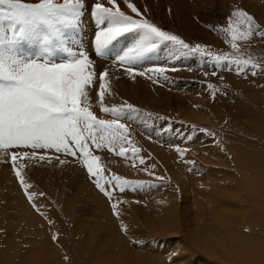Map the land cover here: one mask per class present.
Masks as SVG:
<instances>
[{
  "label": "rangeland",
  "instance_id": "obj_1",
  "mask_svg": "<svg viewBox=\"0 0 264 264\" xmlns=\"http://www.w3.org/2000/svg\"><path fill=\"white\" fill-rule=\"evenodd\" d=\"M181 1L129 0L145 18L174 35L179 30V24L172 22L170 14L172 8L183 5L182 8L187 11L190 6L189 11L192 8L193 17L200 16V10L204 11L207 16L195 20L192 27L193 32L182 29L177 36L192 47L201 44L215 54L232 52L230 45L225 42L226 35L218 29L227 26L231 12L236 8L252 15L264 28V0H201L202 4L200 0ZM192 1L194 5H191ZM96 2L98 0H85L88 10L85 11L81 23L84 27L90 15V8ZM101 3H106L107 6V0H102ZM116 3L125 14L138 18L127 8L125 0H116ZM91 18L90 15L89 20ZM87 28L89 27L86 26L85 30ZM86 32L79 30L78 39L80 38L85 50L92 56L97 72L103 70L109 72L108 80L112 94L106 95V105L119 106L126 101L139 110L138 113L133 114L132 119L126 115L121 120L129 128L130 139L141 149L138 157L133 159L129 152L128 158L125 159L109 153L107 149L93 148V152L99 155L101 160L107 159L106 163L110 162L114 156L117 158L114 161L123 162L113 171H108L105 167V175H118L130 181L133 186L125 189L124 192L118 189L113 192L114 200L124 203L119 205L120 219L117 220L112 215L107 197L99 192L88 177L86 170L71 156H60V159L68 161L64 165H60L55 159L57 155L55 153L47 154L52 158L51 163L38 159L18 160V164L28 165L24 172L27 180L33 185L30 192L36 193L34 199L40 211L43 212L42 208L46 207L48 213L45 215L54 222L49 225L43 216L30 207L32 213L24 216L26 221H22V226L14 217L16 201L13 199L12 189L8 187L9 184L13 187V181L17 186L19 184L12 171L10 158L2 157L3 162H0V174H2L0 175L2 180L0 181L2 185L0 186V264L7 262V259H9L8 264H24L21 262L23 256L28 255L32 258L36 256L37 253L32 252L33 250H37L38 255L42 253L39 255L41 260L38 259V255L37 259L33 258L34 264H37L38 260H40L38 264H93L91 263L92 257H90L93 248L89 250L85 248L88 245L84 246L86 235L87 239L91 235L99 240L103 238L97 237V232L100 236L108 234L112 236L108 228L97 230L91 219L89 222L92 224L87 226V218L92 217L90 206L95 205L101 209L108 207L111 210L112 219L119 222L116 226L118 230L121 222L126 225L127 234L120 231L124 240L120 238L122 243L126 240L130 241L125 248L127 250L129 248V252L124 260H128L129 264H140L144 258L146 261L150 258L151 261L149 259L148 261L151 264H170V260L171 264H264V239H261L264 238V38L253 35L247 42H237L240 47L239 54L245 59L251 57L259 65V68L255 70V75H252L251 68L240 75H237L234 66L216 68L207 57H201L199 54L179 56L174 46L170 43L163 44L140 67L175 66L180 70L167 73L169 77L167 81L160 80V83H153L140 76H137L135 80L130 79L122 68L113 60H109V56L96 57L91 46L96 30L94 28L93 35L91 31L86 30ZM90 38L93 40L90 41ZM136 38L134 34H127L118 41L114 51L120 53L131 46ZM213 71L216 75H212ZM209 84L213 86V89H209ZM213 90H215L214 98L211 94ZM93 104L92 110L99 118L112 119L110 115L99 112L98 106L95 105L94 93ZM142 139L153 145L156 144L154 145L156 148L147 149ZM176 147L187 149L183 159L175 151ZM11 151L31 150L13 149ZM40 154L44 153L41 151ZM141 158L144 160L143 164L140 163ZM104 162L101 163L105 164ZM133 163L135 167L132 166ZM244 167L248 175L247 180L241 184L239 169ZM156 177H162V179L157 180ZM231 180L237 184L240 182L241 185L234 190L227 186ZM249 183L254 187L253 190L249 188ZM137 184L143 186L137 187ZM19 192L21 194L16 195L17 198L23 195L22 190ZM40 193H43V196ZM226 208H229L228 211ZM50 212L53 217L48 215ZM88 213L89 217L86 216V220L82 218L83 214ZM37 219L41 223L38 225L39 229L37 226L30 227L31 220L37 222ZM80 220H85V222ZM109 220H111L110 217H108ZM171 222V226L169 224L168 226L167 223ZM236 222L243 226H235ZM87 227L90 232L86 230ZM17 229L18 231H15ZM20 232H25L22 241ZM41 232L44 234L42 235ZM53 232L58 233V243H54L51 239ZM141 233L147 234V237L144 238V234ZM251 233H253L252 236ZM40 234L41 236H38ZM246 235L247 238H244ZM237 236L241 237L237 238ZM73 237L75 243L72 241ZM232 237L238 239L240 244L237 243L235 248L232 247L234 244L231 246L228 241ZM60 239L65 241H60ZM204 239L208 240L206 243L210 245L205 243L206 246ZM41 241H44V244ZM257 241L259 244H255L256 248L254 243ZM48 242L51 243L50 246L46 244ZM201 243L203 247H206L205 250L200 248ZM250 244L253 247L252 250L249 249ZM208 246L212 248H207ZM50 247H53L52 250L56 247L58 253L60 252L59 255L57 251L52 252ZM80 249H84V258L79 254ZM206 249L210 251L206 252ZM5 250L9 251V257ZM33 253L35 254L32 255ZM3 254L7 257H2ZM44 255L47 258L43 257ZM65 256L68 260H65ZM135 256L139 261L135 259ZM52 258L58 262L55 263Z\"/></svg>",
  "mask_w": 264,
  "mask_h": 264
},
{
  "label": "snow or ice",
  "instance_id": "obj_2",
  "mask_svg": "<svg viewBox=\"0 0 264 264\" xmlns=\"http://www.w3.org/2000/svg\"><path fill=\"white\" fill-rule=\"evenodd\" d=\"M125 4L138 18L125 14L116 0H107L110 7L101 2L91 6L90 15L97 27L91 46L96 57L104 58L116 42L134 34L135 42L115 56V63L130 79L140 76L159 83L169 79L167 73L179 71L175 66L140 67L166 43L174 46L179 56L199 54L216 68L234 66L237 75L251 68L252 75L256 74L259 65L251 57L245 59L239 54L237 42H247L253 35L264 38V28L246 11L236 8L227 26L218 29L226 35L225 42L232 52L215 54L201 44L192 47L177 35L162 30L129 0ZM87 10L85 0H0V162L4 156L10 158L24 197L49 225L54 222L40 211L34 199L36 193L30 192L33 185L24 172L28 165L18 164V160L51 163L47 154L55 153V159L64 165L68 161L60 156H71L107 197L112 215L119 220V205L123 201L114 200L113 192H124L133 185L118 175H105L101 157L94 154L93 148L107 149L125 159L129 152L135 159L141 151L130 139L128 126L121 122L126 115L132 119L139 110L126 101L119 106L106 105V95L112 94L109 72H97L92 56L78 39ZM208 87L213 89L211 84ZM93 93L99 112L112 119L99 118L92 110ZM211 94L214 98L215 90ZM175 151L183 159L187 149L176 147ZM140 163H144L142 158ZM120 231L127 234L123 222ZM51 239L58 243V233L53 232Z\"/></svg>",
  "mask_w": 264,
  "mask_h": 264
},
{
  "label": "bare ground",
  "instance_id": "obj_3",
  "mask_svg": "<svg viewBox=\"0 0 264 264\" xmlns=\"http://www.w3.org/2000/svg\"><path fill=\"white\" fill-rule=\"evenodd\" d=\"M153 1V0H152ZM181 1V0H180ZM188 1V0H187ZM98 2H102V0H98ZM182 3H183V1H181ZM258 2V1H257ZM93 3V2H92ZM200 3H201V0H200ZM106 4V3H105ZM174 4V3H173ZM202 4V3H201ZM258 4V3H257ZM261 4H263V3H261ZM185 5V4H184ZM191 5H194L193 4V1H192V3H191ZM211 5V4H210ZM260 5V4H259ZM106 6V5H105ZM108 6V5H107ZM154 6H155V4H154ZM173 6V5H172ZM175 6V5H174ZM173 6V7H174ZM182 6L183 5H177V6H175L174 8H172V11H171V19H172V22L173 23H177V24H179L180 25V27H179V25H178V31H176V35H178L179 34V32H180V30H182V29H186V30H184V31H188V32H193L192 31V27H193V24H194V22H195V20H197L198 18H200V19H203V18H205V16H207L206 15V13H204V11H202V10H200L199 11V13L201 12V14H200V16L199 15H197V16H195V17H193V15H194V13L192 12V8H191V11H189V9H190V6H189V9L187 10V11H185V8H182ZM201 6V5H200ZM263 6V5H262ZM185 7V6H184ZM156 8V7H155ZM257 10V9H256ZM262 11V10H261ZM260 11V12H261ZM255 12V11H254ZM259 12V11H258ZM198 13V12H197ZM196 13V14H197ZM257 14V13H256ZM262 14V13H261ZM89 18H90V15L88 16V21L85 23V27H84V25L82 24V25H80V29L79 30H83V31H85V33H87L86 32V30H88V31H91V33H92V35H93V33H94V27H95V22H94V20L91 18L90 20H89ZM162 21V20H161ZM160 21V22H161ZM82 22H83V17H82ZM163 22H165V21H163ZM86 26H88L89 28H87L86 30H85V28H86ZM173 26H171V28H172ZM194 29V28H193ZM209 31V30H208ZM81 33V32H80ZM175 33V32H174ZM185 33V32H184ZM79 34V33H78ZM187 34V33H186ZM185 34V35H186ZM193 34V33H192ZM85 36V35H84ZM83 36V37H84ZM187 36H188V38H190L189 37V35L187 34ZM82 37V38H83ZM215 37V36H214ZM81 38V39H82ZM80 39V38H79ZM83 40V39H82ZM93 39L92 38H90V41H92ZM187 40V39H186ZM188 41V40H187ZM116 44H118V42H116L115 43V45H114V47H117V45ZM114 47L112 48V50H111V52H110V54L108 55L109 56V60H113V62L115 63V56L117 55V53L118 52H116V51H114ZM120 50V49H119ZM164 51V50H163ZM108 56H106V57H108ZM99 59V58H98ZM165 62V61H164ZM160 83V82H159ZM151 91V90H150ZM157 93V92H156ZM157 97V96H156ZM158 99V98H157ZM170 100V99H169ZM141 138V137H140ZM143 140V145H144V147H146L147 149H153V148H156V146H154V145H156V144H152L151 142H147V140H144V139H142ZM154 142V141H153ZM155 143V142H154ZM142 145V146H143ZM159 148V147H158ZM156 150V149H155ZM104 155V154H103ZM106 155V154H105ZM112 155V154H111ZM111 157V156H110ZM110 157H109V159H110ZM116 157L114 156L113 157V159L112 160H110V162H107L106 163V160L107 159H102L101 160V162L102 161H105L104 163L105 164H102L103 165V167L105 168L106 167V170H108V171H113V169L114 168H116L118 165L120 166V164H122L123 162H121L120 161V163H117L116 162V160L114 161V159H115ZM117 159V158H116ZM108 161V160H107ZM123 166V165H122ZM239 172H240V182H241V184L244 182V181H246L247 180V175H248V171H247V169L244 167V168H241V169H239ZM213 173V172H212ZM0 175H2V174H0ZM137 175V174H136ZM133 176V175H132ZM227 176V175H226ZM232 178H233V176H232ZM2 179H4V178H2ZM0 181L2 182V180H1V178H0ZM29 182V181H28ZM226 182V181H225ZM240 182H239V184H237L235 181H233V180H231L230 182H228V184H227V186H229V187H231V188H236V187H238V185H241L240 184ZM29 183H31V182H29ZM213 183H215V184H217L216 182H213ZM220 184V183H219ZM219 184H217V185H219ZM10 185V184H9ZM8 185V187L10 188V189H12V194H13V199L16 201L15 203H14V205H15V209H14V217H16L17 219V223H18V221L21 223V225L23 224V222L22 221H26V220H24L25 219V217L27 216V214H29L30 213V215H31V213H32V211H31V206L29 205V203L27 202V200H25L26 198L24 197V195H22V196H19L18 198L16 197V195H20L21 193L19 192V191H21V189H20V187L19 186H17V184H15L14 183V181L12 182V186L13 187H10ZM221 185V184H220ZM256 185V184H255ZM1 187H2V185H0ZM4 186V185H3ZM35 187H36V185H34ZM216 186V185H215ZM217 187V186H216ZM256 187H258V186H256ZM17 188H19V189H17ZM249 188H251L252 190H253V186H252V184L251 183H249ZM46 189V188H45ZM257 189V188H256ZM235 190V189H234ZM258 190H260V189H258ZM232 191V190H231ZM250 192V191H249ZM127 193V192H126ZM231 193V192H230ZM234 193V192H233ZM256 193V192H255ZM128 194V193H127ZM238 194V193H237ZM236 194V195H237ZM252 194V193H251ZM257 194V193H256ZM95 195V194H94ZM231 195V194H230ZM229 195V196H230ZM233 196V195H232ZM121 197V196H120ZM243 197V196H242ZM97 198V197H96ZM37 199V198H36ZM42 199V198H41ZM95 199V198H94ZM98 199V198H97ZM96 200V199H95ZM36 201H38V200H36ZM210 201V200H209ZM92 202V201H91ZM99 203H101L100 201H99ZM229 203V202H228ZM246 203V202H245ZM124 204V203H123ZM255 204V203H254ZM42 206V205H41ZM223 206V205H222ZM240 206V205H239ZM259 206V205H258ZM264 206V205H263ZM42 207H44V205L42 206ZM41 207V208H42ZM105 207V206H104ZM126 207V206H125ZM220 207V206H219ZM218 207V208H219ZM224 207V206H223ZM225 207H226V205H225ZM236 207V206H235ZM46 208V207H45ZM45 208H42V211H43V213L44 214H46V213H48V210L47 209H45ZM243 208V207H242ZM241 208V209H242ZM223 210H225V208H222ZM228 209L229 208H226V210L228 211ZM199 210V209H198ZM240 210V209H239ZM50 211V210H49ZM89 211V210H88ZM90 211H91V218L89 217V216H87V215H89V213L88 214H83L82 215V218H84L85 220H86V216L87 217H89V218H87V221H88V223H87V226H90V224H92V223H90L89 222V219H91V220H93L94 221V224H95V226L94 225H92V227L94 226L95 228H97V230L98 229H105V228H108V230L110 231V232H112V236L110 235V234H108V235H99V234H97L96 233V236L97 237H102L103 238V240H99L98 238H96V237H93V236H89L88 237V239H87V235H86V239H84V242H85V245L84 246H86V245H88L87 247H85V248H89V250H90V248H93V251H91L92 252V254L90 253V257H92L91 259V263H93V264H126V263H128L129 264V262H128V260H126V261H124L125 260V258H126V254H128V252H129V248H128V250L127 249H125L126 248V245H129L128 243L130 242L129 240H126L125 242H121V238H122V235L120 234V229L118 230L117 229V225L119 224V222L117 223L116 222V220H114L115 219V217H114V219H112V217H111V215H110V213H111V210L107 207V208H104V209H101L100 207H97V205H95V206H90ZM89 211V212H90ZM128 211H129V209H128ZM231 211V210H230ZM239 212V211H238ZM241 212V211H240ZM224 213H226V212H224ZM126 214H127V211H126ZM226 214H229V213H226ZM231 214V213H230ZM240 214V213H239ZM49 216H52L53 217V214H52V212H50L49 214H48ZM128 215V214H127ZM25 216V217H24ZM223 216V215H222ZM227 216V215H226ZM253 216V215H252ZM105 217V218H104ZM108 217H110L111 218V220L113 221H111V220H109L110 222H112V224L108 221ZM225 217V216H224ZM30 218V217H29ZM32 218V217H31ZM30 218V219H31ZM231 218V217H230ZM105 219V220H104ZM228 219V218H227ZM232 219H234V218H232ZM28 220V219H27ZM33 220H34V217H33ZM33 220H31V222L32 223H30V227H33V226H37L38 227V225H40L41 223H39V220L37 221V222H34ZM85 220H80V221H83V222H85ZM176 220V219H175ZM174 220V221H175ZM205 220V219H204ZM203 220V221H204ZM28 221H30V220H28ZM35 221H36V219H35ZM42 221V220H41ZM72 221V220H71ZM164 221V220H163ZM169 221V220H168ZM173 221V222H174ZM237 221V220H236ZM225 222V221H224ZM229 222H231V221H229ZM228 222V223H229ZM251 222H253V221H251ZM15 223H16V221H15ZM26 223H29V222H26ZM115 223H116V225H115ZM201 223V222H200ZM237 223V222H236ZM235 223V224H236ZM260 223V222H259ZM24 224H25V222H24ZM170 225V224H172V222L171 223H167V225ZM197 224V223H196ZM241 224V223H240ZM239 223H237L235 226H237V225H240ZM251 224V223H250ZM258 224V223H257ZM168 225V226H169ZM194 225V224H193ZM203 225V224H202ZM23 226V225H22ZM77 226V225H76ZM75 226V227H76ZM171 226V225H170ZM222 226V225H221ZM240 226H243V225H240ZM21 227V226H20ZM260 227V226H259ZM78 228V227H77ZM243 228V227H242ZM257 228H258V225H257ZM37 229H39V227L37 228ZM41 230V229H40ZM39 230V231H40ZM48 230H49V228H48ZM48 230H46V231H48ZM88 232H90L89 231V228L87 227V229H86ZM96 230V231H97ZM15 231H18V229L17 230H15ZM38 231V232H39ZM215 231V230H214ZM222 231V230H221ZM227 231V230H226ZM231 231V230H230ZM76 232H78V231H76ZM80 232H81V230H80ZM94 232V231H93ZM233 232V231H232ZM17 233V232H16ZM47 233H49V232H47ZM46 233V234H47ZM92 233V232H91ZM198 233H199V231H198ZM226 233V232H225ZM234 233V232H233ZM253 233H255V232H253ZM253 233H251V236H252V234ZM257 233V232H256ZM258 233H259V231H258ZM257 233V234H258ZM12 234V233H11ZM24 234H25V232H20V238H21V241H22V238L24 237ZM41 234L43 235L44 233L43 232H41ZM41 234L40 235H38V236H41ZM50 234V233H49ZM93 234V233H92ZM141 234H144V238H146L147 236V234H145V233H141ZM140 234V235H141ZM197 234V233H196ZM235 234V233H234ZM237 235H238V233H236ZM259 234H262L261 232L259 233ZM23 235V236H22ZM130 235V234H129ZM230 235V234H229ZM232 235V234H231ZM240 235V234H239ZM18 236V235H17ZM83 236H84V234H83ZM198 236V235H197ZM212 236H214L213 234H212ZM216 236V235H215ZM233 236V235H232ZM236 236V235H235ZM256 236V235H255ZM43 237H45V236H43ZM113 237V238H112ZM121 237V238H120ZM131 237V236H130ZM200 237V236H199ZM223 237H224V235H223ZM241 236H237V238H240ZM247 238V235L246 236H244V238ZM26 238V240H28V238L27 237H25ZM40 238H42V237H40ZM124 238V237H123ZM122 238V240H124ZM158 238H159V236H158ZM197 238V237H196ZM204 238V237H203ZM212 238H214V237H212ZM216 238V237H215ZM234 238V239H233ZM243 238V239H244ZM253 238V237H252ZM94 239H95V243H93V241H94ZM149 239V238H148ZM147 239V240H148ZM200 239V238H199ZM199 239H196V240H198L199 241ZM206 239H208V238H206ZM209 239H211L210 237H209ZM220 238H218V240H219ZM235 237H232V239L230 240V239H228V241L231 243V246H232V244H234L232 247L233 248H235V245L238 243L239 244V242H238V239H236V242H234L235 241ZM256 239H257V237H256ZM261 239H264V238H261ZM8 240V239H7ZM47 240V239H46ZM45 240V241H46ZM64 240V239H63ZM63 240H61L60 239V241H63ZM147 240H145V241H147ZM151 240V239H150ZM215 240V239H214ZM222 240V239H221ZM258 240V239H257ZM21 241H19V242H21ZM50 241V240H49ZM65 241V240H64ZM66 241H67V239H66ZM72 241H73V243H75V241H74V237H73V239H72ZM81 241V240H80ZM208 241V240H207ZM205 239H204V244L207 242ZM223 241V240H222ZM221 241V243H223ZM244 241V240H243ZM13 242V241H12ZM41 242H43V244H44V241H41ZM40 242V243H41ZM144 242V241H143ZM226 242V241H225ZM245 242H246V240H245ZM254 242V241H253ZM62 243V242H61ZM77 243V242H76ZM81 243H82V241H81ZM80 243V244H81ZM202 243H203V241H202ZM202 243H201V245L200 246H202V247H200V246H198V247H200L201 249L202 248H204V250H205V248L206 247H203V245H202ZM240 243H242V242H240ZM258 243V241L257 242H255L254 243V246H256V248H257V245H255V244H257ZM263 243V242H262ZM10 244H11V242H10ZM15 244V243H14ZM19 244V243H18ZM42 244V243H41ZM41 244H39L41 247H42V245ZM47 245L49 244V246H50V244L51 243H46ZM63 244H65L64 242H63ZM145 244V243H144ZM144 244H142V245H144ZM148 244V243H147ZM207 245L209 244L210 245V243H206ZM205 244V245H206ZM217 244V243H216ZM226 244V243H225ZM251 244H252V242H251ZM250 244V245H251ZM259 244V243H258ZM35 245V244H34ZM38 245V244H37ZM199 245V244H198ZM204 245V246H205ZM206 245V246H207ZM214 245V244H213ZM212 245V246H213ZM240 245V244H239ZM263 245V244H262ZM16 246V245H15ZM19 246H20V244H19ZM48 246V247H49ZM65 246V245H64ZM83 246V245H82ZM149 246V245H148ZM11 247V246H10ZM67 247V246H66ZM69 248H70V246H68ZM67 247V248H68ZM143 247H145V246H143ZM150 247V246H149ZM197 247V248H198ZM209 247H211V246H208L207 248H209ZM249 247V246H248ZM262 247V246H261ZM37 249H38V247H36ZM35 248V249H36ZM43 248V247H42ZM51 248V247H50ZM53 248V247H52ZM52 248H51V250H52ZM68 248V249H69ZM212 248V247H211ZM210 248V249H211ZM243 248V247H242ZM251 248H253L252 247V245H251V247L249 248L250 250H252ZM4 249V248H3ZM18 249V248H17ZM45 249V248H44ZM43 249V250H44ZM55 249V250H54ZM54 249L52 250V252H55V251H57L56 250V247H54ZM210 249H206V252H208V250L210 251ZM226 249V248H225ZM240 248H238V250H239ZM244 249V248H243ZM20 250V249H19ZM33 249H31V251H32ZM40 250V249H39ZM42 250V249H41ZM46 250V249H45ZM92 250V249H91ZM211 250H213V249H211ZM214 250H215V248H214ZM224 250V249H223ZM222 250V251H223ZM245 250V249H244ZM254 250V249H253ZM258 250V249H257ZM6 251V250H5ZM17 251V250H16ZM30 251V250H29ZM29 251H27L28 253H30ZM37 251V250H36ZM36 251H32V252H35V253H37L36 254V256L38 255V251L36 252ZM73 251V250H72ZM84 251V249H80L79 250V254L81 255V257L82 258H84V256H85V252H83ZM88 251V250H87ZM86 251V252H87ZM254 251H256V250H254ZM253 251V252H254ZM259 252H261V251H263L262 250V248H261V251L260 250H258ZM7 252V251H6ZM9 252V251H8ZM8 252L6 253L7 254V256H8ZM11 252V251H10ZM25 252V251H24ZM138 252V251H137ZM240 252V251H239ZM249 252V251H248ZM247 252V255L250 253H248ZM264 252V251H263ZM35 253H33L32 255H34ZM56 253V252H55ZM57 253H58V251H57ZM60 253V252H59ZM59 253L57 254V255H59ZM243 253V252H242ZM6 254H3V256L2 257H4V258H6L7 256H4V255H6ZM40 254H42V253H39V255ZM46 254V253H45ZM130 254H132L131 252H130ZM150 254H151V252H150ZM204 254V253H203ZM37 256L38 257V259H40L41 260V256ZM148 255V254H147ZM213 255V254H212ZM36 256L34 255V257H35V259H37L36 258ZM138 256V255H137ZM140 256V255H139ZM214 256V255H213ZM221 256V255H220ZM253 256H255V255H253ZM9 257V256H8ZM33 257V258H34ZM43 257H46V255H44ZM144 257V256H143ZM212 257V256H211ZM227 257V256H226ZM262 257V256H261ZM17 258H19V257H17ZM20 258H22V257H20ZM24 258V259H23ZM23 258H22V260H21V262H23L24 264H34V259L32 258V256L30 257H28V255H25V256H23ZM47 258V257H46ZM55 258V257H54ZM54 258H52V260L54 259ZM131 258V257H130ZM140 258V257H139ZM245 258H248V257H246L245 256ZM33 259V260H32ZM44 259V258H43ZM49 259V258H48ZM135 259H137V257L135 256ZM148 259H149V261H151L150 260V258H147V261L145 260V258H144V260H142L141 262L143 263V264H149L150 262L148 261ZM40 260H38L39 262H40ZM51 260V261H52ZM54 260H56V258L54 259ZM53 260V261H54ZM82 260V259H81ZM138 260V259H137ZM178 260V259H177ZM246 260V259H245ZM251 260V259H250ZM133 261H135V260H133ZM139 261V260H138ZM161 261H163V260H161ZM182 261V260H181ZM225 261V260H224ZM233 261V260H232ZM38 262V263H39ZM55 263H57L56 261H54ZM180 262V261H179ZM184 262H187V261H184ZM248 262H250L249 260H248ZM9 263V259H7V262H4L3 264H8ZM37 263V264H38ZM83 263V262H82ZM89 263V262H88ZM142 263H140V264H142ZM201 263V262H200ZM41 264V263H40ZM45 264V263H44ZM58 264H60V263H58ZM132 264V263H131ZM151 264V263H150ZM163 264V263H162ZM202 264V263H201ZM231 264V263H230ZM241 264V263H240Z\"/></svg>",
  "mask_w": 264,
  "mask_h": 264
}]
</instances>
